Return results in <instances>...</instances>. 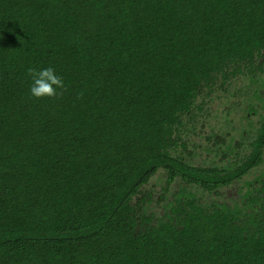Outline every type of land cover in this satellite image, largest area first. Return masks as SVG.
Listing matches in <instances>:
<instances>
[{
  "label": "trees",
  "instance_id": "16d2710c",
  "mask_svg": "<svg viewBox=\"0 0 264 264\" xmlns=\"http://www.w3.org/2000/svg\"><path fill=\"white\" fill-rule=\"evenodd\" d=\"M0 264H264V0H0Z\"/></svg>",
  "mask_w": 264,
  "mask_h": 264
},
{
  "label": "clouds",
  "instance_id": "9594fccd",
  "mask_svg": "<svg viewBox=\"0 0 264 264\" xmlns=\"http://www.w3.org/2000/svg\"><path fill=\"white\" fill-rule=\"evenodd\" d=\"M27 75L31 80L28 94L34 99L53 98L59 89L65 87L63 78L51 66L40 70L29 68Z\"/></svg>",
  "mask_w": 264,
  "mask_h": 264
}]
</instances>
